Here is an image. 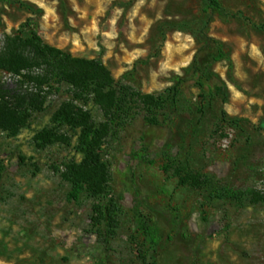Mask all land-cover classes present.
<instances>
[{"label": "rangeland", "instance_id": "1", "mask_svg": "<svg viewBox=\"0 0 264 264\" xmlns=\"http://www.w3.org/2000/svg\"><path fill=\"white\" fill-rule=\"evenodd\" d=\"M22 1L39 10L45 44L73 57L101 58L114 79L142 93H160L185 73L200 47L196 34L206 28L227 54L211 67L227 98L202 99L197 88H189L168 108L164 127H148L138 115L106 141L101 157L110 181L101 201L120 203L108 250L87 232L97 200L85 192L69 199L70 184L53 169L81 160L78 130L59 128L70 138L67 145L40 148L34 138L55 125L53 113L70 95L49 96V107L33 112L16 135L0 130L6 167L0 181V264H142L140 252L157 264H264V206L246 202L239 208L213 199L210 188L180 186L175 174L180 168L210 175L217 185L264 191V0H218L221 9H207L209 0ZM0 14L1 53L6 38L34 14L3 0ZM133 70L135 80L126 78ZM36 73L0 69V95L32 89L29 76ZM75 104L97 124L104 121L91 100ZM167 158L175 162L164 171ZM137 210L156 229V243L137 228Z\"/></svg>", "mask_w": 264, "mask_h": 264}, {"label": "trees", "instance_id": "2", "mask_svg": "<svg viewBox=\"0 0 264 264\" xmlns=\"http://www.w3.org/2000/svg\"><path fill=\"white\" fill-rule=\"evenodd\" d=\"M3 1L26 7L34 15L26 18L17 33L6 38L0 53V69L16 75L32 70H38V73L29 76L34 84L32 89L0 95V130L11 136L16 135L28 123L33 112L40 113L49 107V96L62 93L70 95V99L62 102L54 111L52 121L55 125L43 128L34 138L40 148L56 142L67 145L70 138L60 133L59 128L67 126L78 130L76 149L82 154L81 160L65 162L62 163V169L60 166H54L53 169L63 181L70 184L69 199L76 201L85 192L97 200L91 208L87 232L108 250L111 240L117 235L120 203L115 198L106 203L101 201L108 193L110 181L107 164L101 157L104 144L124 130L138 115L142 116L148 127H164L169 122L168 108L174 107L179 96L189 88H197L202 99L220 97L225 100L227 88L211 69L213 64L227 58L223 44L210 36L206 28L201 29L196 34L200 47L185 73L175 76L172 84L160 93H142L135 85L114 79L101 58L73 57L45 44L38 30L39 10L22 0ZM221 8L218 0L208 1L207 9ZM125 77L135 80V71ZM89 100L103 112V122L97 124L89 110L75 104L76 101L86 103ZM221 116L222 121L226 122L225 111L221 112ZM174 162L167 158L168 165H164V171ZM5 169L4 161L0 158V181ZM175 174L178 185H188L198 190L210 188L213 199L229 202L239 208L246 202L264 206V191L254 187L217 185L210 175L180 168L175 170ZM136 225L151 244L156 243V229L138 210ZM229 226L230 222L227 221L222 228L225 237ZM139 258L142 264H157L148 260L145 253L140 252Z\"/></svg>", "mask_w": 264, "mask_h": 264}]
</instances>
